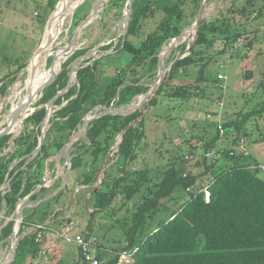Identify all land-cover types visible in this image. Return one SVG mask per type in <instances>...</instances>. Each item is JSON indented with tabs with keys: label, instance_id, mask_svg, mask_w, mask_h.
<instances>
[{
	"label": "trees",
	"instance_id": "obj_1",
	"mask_svg": "<svg viewBox=\"0 0 264 264\" xmlns=\"http://www.w3.org/2000/svg\"><path fill=\"white\" fill-rule=\"evenodd\" d=\"M124 1L126 0H111V5L119 3V7H123ZM237 1L240 0H234L233 3ZM58 2L59 0L49 1L52 12ZM186 2L187 0H134L124 43L116 47L118 58L129 54L132 56L131 61L127 66L116 68L118 71L113 75L107 74V64L102 61L105 59L109 63V55L92 63L90 60L85 61L77 73V83L55 100V111L49 119L44 144L37 156L33 157V153L38 148L43 130L42 122L47 117L45 105L58 92L66 90L70 79V65L88 52L85 49L77 50L63 64L57 80L44 90L42 98L34 106L36 110L25 120L26 129L14 138V149L10 143L12 135L0 138V211L5 202L7 218L13 216L18 205L28 196L31 204H38L45 198L43 195L47 193V189H38L44 184L46 162L55 155L52 150L60 151L79 132L88 113L102 107L123 108L130 105L135 97L150 90L141 82L137 68L147 66L149 71L157 70L163 46L183 32V9ZM78 11L79 9L75 14ZM158 11L164 16L156 31L149 34L140 45L133 43L129 37L136 36L143 21L154 17V13ZM221 13L214 20L202 21L189 55L172 61L175 62L169 77L158 93L147 104L144 103L145 108L152 107L156 113L160 106V95L175 101H189L197 97L203 91L202 83L206 78L208 63L203 65L195 82H181L168 89L181 69L205 61L196 48L214 46V38L222 36L225 41L224 53L229 41L240 39L247 31V26L243 33L238 32L237 35H232L233 29L248 25L251 15H254L252 19L259 18L258 14L246 12L245 6L232 5L228 11ZM80 20L82 19L75 20L73 27ZM251 46L252 43L249 42V47ZM109 48L106 46L105 50ZM186 49L187 46L184 47V52ZM51 63L52 58L48 60V65ZM251 76L252 74L247 76V79ZM4 81H0L1 97L5 96L9 87V83ZM215 81L220 82L218 77H215ZM151 112L143 115L139 109L129 115L108 114L95 119L89 124L86 139L72 147L70 172L78 173V183L81 186L95 184L104 171L108 158L109 163L115 159V163L104 171L101 187L93 189L87 202L93 210L90 230L91 227L93 230L92 221L95 217L108 212L118 198L134 204L131 211L130 208L127 210L129 216L126 222L119 226L123 231L125 245L116 255L102 252L106 254L103 257L99 252L98 263L119 264L121 254L127 253L133 258L130 264H264V180L259 177L260 170L250 168L259 163L249 158L244 150H234L241 133V137L247 136L246 129L242 130L246 123L251 117L264 114V104L260 109L225 123L208 117L205 122L212 124L214 135L204 140L205 154L222 144L229 129L236 131L237 136L233 146L224 150L215 163L209 164L208 159H203L205 167L200 173L187 170L184 158L162 170L159 175H152L151 168L135 169L140 161L139 149L144 142L146 146V124L154 114ZM232 135L230 132V138ZM120 136L123 140L118 151L109 157ZM10 146L11 150L5 152ZM196 151V148H192V154ZM207 176L211 179L205 182ZM9 181L10 187L3 193L1 188ZM62 182V178L58 179L57 186L60 187ZM190 187L193 190L188 191ZM205 187H208L210 193L209 201L206 200V192L201 191ZM65 192L66 190H62L55 197L32 207V215L23 216L17 236L20 237L17 256L13 264L23 263L26 257H38L41 242L36 241V234L24 236V228L45 223L54 212V205L60 202ZM57 215L55 214L56 217ZM14 227L15 221H10L2 229L0 242L11 237ZM79 255L80 263L88 264L83 261L81 251Z\"/></svg>",
	"mask_w": 264,
	"mask_h": 264
},
{
	"label": "rangeland",
	"instance_id": "obj_2",
	"mask_svg": "<svg viewBox=\"0 0 264 264\" xmlns=\"http://www.w3.org/2000/svg\"><path fill=\"white\" fill-rule=\"evenodd\" d=\"M49 1L0 0V81L5 80L4 82L9 83L8 90L4 93L5 96H0V131L7 126L6 119L11 114L12 108L17 106L21 98L26 95V81L29 77L28 68L44 41L49 18L53 13L49 6ZM74 1L69 0V3ZM197 1L187 0L184 6L183 31L192 30L191 27L197 21L201 0ZM233 1L207 0L204 20H214L222 14L221 12L228 11L232 5L245 6L246 12L258 14L257 18H259L257 20L252 19L254 15H251L248 25L233 29L232 35H237L238 32L243 33L244 27L247 26V31L243 33L244 35L240 39L229 41L224 53L222 51L225 47V41L222 36L221 38L220 36L214 38V46L207 45L196 48L200 56L205 58V61H200L191 67L181 69L173 78V82L168 89L175 87L181 82H195L200 76L203 65L208 63L206 66V78L202 83L203 91L197 97L189 101H175L160 95V106L156 112L157 115L152 107L148 109L143 104L139 108L143 115H147L151 111V114H154L148 124H146V146L144 142L139 149L140 161H138L135 169L151 168L152 175H159L162 170L184 158L187 170L192 169L193 172H202L205 167L203 159H207L203 148L204 140H208L214 135V129L211 128L212 124L205 122L208 117L225 123L245 116L255 109H260V106L264 104V0H240L235 4ZM97 2H100L101 6L97 5ZM95 6L99 8L98 12L90 17V14L95 10ZM78 9L77 15L75 13ZM129 11L128 0L124 1L123 7H119V3L111 5V0H86L81 4L67 17L52 42L49 52L46 51L47 54H42L43 58L47 57L44 69H48L49 74H54L49 75L50 77L46 79L44 85L59 73L60 69L62 70L61 66L58 67V64H64L77 50L85 49L88 52L84 58H80L77 62H73L70 65L72 69L75 67L82 68L85 63L84 59H87V57L93 58V61H95L108 55L110 56L109 63L105 59L102 60L107 64L105 66L107 74L113 75L118 71L116 68L127 66L132 56L126 54L118 58L116 47L120 43H124L128 22L131 19V14L127 16ZM154 14V17L143 21L142 28L136 36L129 37L133 43L140 45L149 34L156 31L164 15L160 11ZM77 19L82 20L73 27V23ZM194 32L196 33L195 30ZM195 33L192 36L188 34L186 41H181L171 52L164 56L162 70L165 79L170 75L169 71L172 64L176 60L189 55L190 52L187 49L184 52V47H188L196 41L197 36H195ZM173 40L168 41L163 46L159 53V58L162 51L167 49ZM249 42L252 43L251 47H249ZM106 46L110 47L109 50H105ZM51 58L52 63H54L53 67L48 65V60ZM173 60L175 61L172 62ZM133 69L135 68L133 67ZM137 70V73L141 75V82L148 86L151 91L158 76L159 67L157 66L156 71H149L147 66L145 68H137ZM219 74L223 75V79L220 82H216L215 77H218ZM251 74V78L247 79V76ZM73 79L75 80V76ZM36 100L38 102L40 100L39 97ZM139 101L140 98L138 97L130 105L119 109H133L139 104ZM36 104L34 103L33 106ZM52 108L54 109V107ZM91 112L86 117H94L103 112V109L96 108L95 111ZM25 120L22 121L19 127L13 128L12 140L10 141L12 147L14 146V138L18 137L26 129ZM46 124H48L47 130L49 122ZM205 126L206 128H203ZM82 127L75 135L76 138L80 137ZM245 127L242 130L246 129L247 136L242 137L247 140L246 148L249 158L252 157L250 154H253L261 164H264V114L251 117ZM229 131L233 133L232 137L230 138V132L227 131L228 134L224 136L226 138L222 141V144L217 145L215 148L218 150L219 155L222 150L231 148L234 140H236V131L233 129H229ZM120 138L121 136L118 137L117 144L120 142ZM11 146L5 152H9ZM115 148L117 147L114 146L111 149V153L114 152ZM192 148H196L198 151L192 154ZM52 152L55 155L59 153L56 149H53ZM240 152H242L241 149ZM111 153L109 157H112ZM63 159L64 161H62ZM107 161V168L115 163V159L110 163L109 158ZM208 163L211 164L212 162L209 160ZM52 164L49 167V170L52 171L47 170L44 178V187L47 189V193L43 195L45 198L40 202L57 195L56 191L63 186V183L58 187L56 182L67 174L66 171L69 168L65 158L60 160V165ZM77 174L70 172L71 182L62 189L66 190V192L59 200L60 202L54 205V212L49 215L45 223H48L47 227L56 231L70 228L72 234L83 233L88 235L87 233H93L94 236L98 237L97 257L99 252L101 254L116 255L125 245L123 231H121L122 229L119 226L126 222L129 216L127 210L130 208L131 211L134 208V204H128L118 198L108 212L95 217L92 221L93 230L92 227L90 230L89 222L91 221L93 210L87 205V202L92 196L93 189L101 187L104 171L100 173L97 182L87 186V188L79 185ZM259 177L264 180V171L259 172ZM209 178L211 179L210 176H207L205 182H208ZM1 191H3L2 188ZM31 203L28 198L22 204L21 209L24 208L22 217L32 215L31 208L33 204ZM55 214H58L57 217ZM5 215L6 210L3 213L2 209L0 211V223L2 221L3 223L0 224V231L9 223L7 222L5 225L7 219ZM35 217L37 218L38 216ZM33 233L34 230L30 229L25 236ZM19 238L17 237L16 244ZM13 244L12 235L9 239L0 242V264H13ZM40 245L41 252L38 257H26L24 262H19V264H55L58 262L60 264H83L82 262L80 263V251L77 247L67 245L59 239L56 240L51 233L45 236ZM103 257H106V254H103ZM125 261L126 259L122 258L120 264Z\"/></svg>",
	"mask_w": 264,
	"mask_h": 264
},
{
	"label": "water",
	"instance_id": "obj_3",
	"mask_svg": "<svg viewBox=\"0 0 264 264\" xmlns=\"http://www.w3.org/2000/svg\"><path fill=\"white\" fill-rule=\"evenodd\" d=\"M86 0H82L81 1V4H83ZM129 1V7H130V11L128 12V15L129 16L131 13H132V6H133V2L134 0H128ZM206 1L207 0H201V7H200V12H199V15H198V18H197V21L196 23L191 27L192 29H194L196 31L195 33V36H197L198 34V29L202 23V21L204 20V16H205V13H206ZM61 0H59L57 6L55 7L53 13L51 14V17L49 18V22H48V26L50 27L54 21V14L56 13V10L60 4ZM100 2H97V5L99 4ZM81 4L79 6H81ZM78 6V7H79ZM98 9L97 7H95V10L93 13H91L90 17H92L94 15V13L98 12ZM130 24V21L128 22V26ZM189 29L183 31L178 37H176L172 43L169 45V47L165 50L162 51V54H161V57L159 58V62H158V67H159V72H158V76L154 82V85L152 86V90L150 91H147L146 94H144L143 96L139 95L137 97H135L133 100H136V98H140V101H139V104L134 107L133 109H129V110H123V109H118V108H106V107H102L103 109V112L99 113L98 115H95L94 117H86L84 120V124H83V127H82V132L80 134V137L79 138H76L75 136L73 138L70 139V141L59 151L58 154L55 155L56 158H60V157H63L66 159V161L68 162V165H69V168L68 170L66 171L67 174H65L63 177H62V180H63V186L61 188H59L57 191H56V194H58L68 183V176L70 174V170L72 168V158L70 157V152H71V149L73 147V145L79 141H82V140H85L86 139V135H87V132L89 130V124L95 120V119H99L105 115H108V114H111V115H129V114H132L133 112L139 110V108L146 102H149L151 100L152 97H154L156 94H157V91L160 89V87L162 86V84L164 83L165 81V76L162 75L163 73V70H162V63H163V58L166 54H168L169 52H171L173 50L174 47H176V45H178L181 41H184L186 40L185 38H187V31ZM52 39H53V35L49 36L48 39H47V43L45 44H42L40 46V48L38 49V51L36 52V56L38 55H41L43 54L44 52H46L51 44H52ZM195 43V41H194ZM194 43H191L188 47H187V51L190 52V49L193 47ZM87 54V53H86ZM86 54L84 56H86ZM84 56L82 57H79L78 59H76L74 62H77L80 58H84ZM33 57V58H35ZM183 59V58H182ZM90 60L91 62L93 61V58H90V57H87V59H84V61H88ZM177 61V60H176ZM94 62V61H93ZM53 64H51V67H53ZM91 64V63H89ZM62 65L61 64V68H62ZM173 66V64H172ZM172 66L170 68V71H169V74L171 72V69H172ZM50 67V68H51ZM75 67V66H74ZM76 68V67H75ZM75 68H70L71 71H70V79H69V83H68V86L66 88V90L64 92H58V94L55 96V98L48 104L45 105V107L47 108V117L46 119L42 122V126H43V130H42V135L40 137V141H39V145H38V148L36 149V151H34L33 153V157L37 156L41 150H42V146L44 144V140H45V131H46V127L48 124H46L47 122H49V119L50 117L52 116V114L54 113L55 111V100H57L61 95H63L65 92H68L69 89L72 87L73 84L77 83V73L78 71L80 70V68H76V71H75ZM34 72H36L34 70ZM61 72V69L59 71V73H57L48 83H46L39 91L37 92H32V95L28 98L27 102L24 104V105H21L19 108H17L15 111L12 112L11 114V122L9 123L8 126H6L3 130L0 131V138L1 137H4V136H7V135H11L12 132H13V128L14 126L16 125V123L19 121V120H25L26 118H28L29 116H31L33 114V112L35 111V109L30 113V114H27V112L31 109V106L34 104V99L39 97V99L42 98L43 96V92L46 88H48L50 85H52L56 80H57V77L58 75L60 74ZM35 74L32 73V76H34ZM75 76V80L73 79V77ZM54 107V109L52 108ZM92 111H95L92 110ZM92 113V112H91ZM120 142L117 144V148L119 147V145L121 144L123 138L121 136L120 138ZM114 153V152H113ZM113 153H111V156H113ZM31 160V159H30ZM50 161V159L48 160ZM108 163V161H107ZM48 166V164H47ZM106 167L104 168V171L106 170L107 166L108 165H105ZM48 168V167H47ZM45 182V181H44ZM6 186V188H9L10 187V181L8 182L7 185H4ZM45 185H41L39 187L38 190H40L41 188H43ZM37 190V191H38ZM36 191V192H37ZM55 194V195H56ZM30 196H28L27 198H25L23 201H21V203L18 205L17 207V210L14 212L13 216L11 218H7L6 219V222H5V225L7 224V222H10V221H15V227H14V231L12 233V240L14 241V244H13V259H12V262L15 261L16 259V256H17V244H16V241H17V234H18V229H19V223L20 221L23 219L22 217V214H23V209H21L23 206L22 204H24V202L29 198ZM48 200V198L46 199ZM41 202H39L38 204H33V207L39 205ZM25 207H27L25 205ZM6 210V203L4 202V205H3V213L5 212ZM4 225V226H5ZM2 230V229H1ZM1 232V231H0Z\"/></svg>",
	"mask_w": 264,
	"mask_h": 264
},
{
	"label": "built area",
	"instance_id": "obj_4",
	"mask_svg": "<svg viewBox=\"0 0 264 264\" xmlns=\"http://www.w3.org/2000/svg\"><path fill=\"white\" fill-rule=\"evenodd\" d=\"M223 79V75L219 74L218 75V80H222ZM222 129V127H220ZM247 140L244 137H240L239 142L237 144H235L234 146V150L237 149H242L245 151V154L248 155L249 153H247ZM117 147V145H116ZM116 149V150H115ZM113 151L114 153L118 151V148H115ZM224 150H222L223 152ZM113 153V154H114ZM222 154V153H220ZM232 154V153H231ZM219 153L218 150L213 149L210 152H208L206 154V157L208 160H210L212 163L215 162L216 158H219ZM251 170H260V171H264V164H257V165H252ZM185 177L187 176V174L184 175ZM84 188H87V186H83ZM3 193H6V191L8 190V188H6V186H4L3 188ZM189 190H193L192 187L188 188ZM201 191H205L206 192V200L209 201L210 200V193L208 191V187L202 189ZM23 223V219L20 221L19 223V229H18V233L20 231V227ZM48 223H43V224H32V225H28L25 226L24 228V236L27 234L28 230H34L33 234H36V241L37 242H41L43 239H45V236L49 233H51L54 238L57 240H61L63 243L67 244V245H73L75 247L78 248V250L81 251V255L83 256L84 260L86 263L88 264H99L98 260H97V245H98V238L97 236H94L92 233H87L88 235H85L83 233H75L72 234V231L70 232V228L66 229L63 228L62 230H53L49 227H47ZM91 234V235H90ZM18 236V234H17ZM122 258H125L126 261L122 264H130L131 262H133V258L131 254H127V253H122L120 256V260ZM120 264V262H119Z\"/></svg>",
	"mask_w": 264,
	"mask_h": 264
},
{
	"label": "bare ground",
	"instance_id": "obj_5",
	"mask_svg": "<svg viewBox=\"0 0 264 264\" xmlns=\"http://www.w3.org/2000/svg\"><path fill=\"white\" fill-rule=\"evenodd\" d=\"M81 1L82 0H75L72 3H69V0H61L60 4H59V6H58V8L56 10V13L54 14V16H55L54 21H53V23H52V25L50 27L48 26L47 32L45 34V38H44V41H43L42 44H44V43L46 44L48 37L51 36V35H53L52 42L55 40L58 32L60 31L61 27L65 23V20L67 19L68 16H70L78 8V6L81 4ZM194 33H195L194 29L188 30L187 31V36H188V34H189V36H192ZM189 38H192V37H189ZM185 39L187 40V38H185ZM48 50H47V52H49ZM47 52H44V53L47 54ZM35 55H34V57H35ZM46 58L47 57L43 58L42 54H41V55H38V56H36L35 58L32 59L30 65H29V68H28L29 77H28V79L26 81V95L24 96V98L23 97L21 98V101L19 100L20 103L17 106H14L12 108L11 114H12L13 111H15L17 108H19L21 105H24L27 102L28 98L32 95V92H37L39 90V88L44 85V82L46 81V79L47 78L49 79V77H50L49 75H54L53 73L49 74V71H48L47 68H46L47 70L44 69V67L46 65ZM59 66H61V65L58 64V67ZM34 70L36 72H34ZM32 73L35 74V75L32 76ZM47 74H48V76H47ZM162 75H164V74L162 73ZM16 89H17V87H16ZM14 94H16V93H14ZM34 103H37L36 98L34 99ZM33 105L31 106V109L27 112V114H30L34 110V106ZM11 114L6 119V125L7 126L11 122V120H10ZM22 121H23L22 119L19 120L16 123V125L14 126V128H16V126L19 127L21 125Z\"/></svg>",
	"mask_w": 264,
	"mask_h": 264
},
{
	"label": "crops",
	"instance_id": "obj_6",
	"mask_svg": "<svg viewBox=\"0 0 264 264\" xmlns=\"http://www.w3.org/2000/svg\"><path fill=\"white\" fill-rule=\"evenodd\" d=\"M252 157V160L253 161H256V162H258L259 164H261L260 162H259V160L253 155V154H250ZM63 158V157H62ZM62 158H56L55 156H53L52 158H50V161H48L47 160V162H46V171L47 170H49V167H50V164L51 163H54V165H58L59 163H60V160L62 159ZM47 164H48V166H47ZM60 165V164H59ZM48 167V168H47ZM58 167H60V166H58ZM45 171V172H46ZM50 172L52 171V170H49ZM53 171H54V169H53ZM70 182H71V175L69 174V176H68V185L70 184Z\"/></svg>",
	"mask_w": 264,
	"mask_h": 264
},
{
	"label": "clouds",
	"instance_id": "obj_7",
	"mask_svg": "<svg viewBox=\"0 0 264 264\" xmlns=\"http://www.w3.org/2000/svg\"><path fill=\"white\" fill-rule=\"evenodd\" d=\"M116 145H117V144H116ZM3 187H4V186H3ZM3 187H2V188H3Z\"/></svg>",
	"mask_w": 264,
	"mask_h": 264
},
{
	"label": "flooded vegetation",
	"instance_id": "obj_8",
	"mask_svg": "<svg viewBox=\"0 0 264 264\" xmlns=\"http://www.w3.org/2000/svg\"><path fill=\"white\" fill-rule=\"evenodd\" d=\"M40 88H41V87H40ZM40 88H39V89H40Z\"/></svg>",
	"mask_w": 264,
	"mask_h": 264
}]
</instances>
